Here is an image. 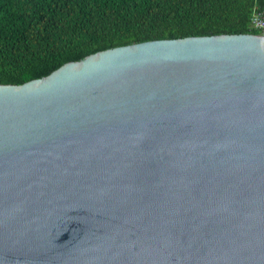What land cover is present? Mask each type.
I'll return each mask as SVG.
<instances>
[{
	"label": "water",
	"instance_id": "obj_1",
	"mask_svg": "<svg viewBox=\"0 0 264 264\" xmlns=\"http://www.w3.org/2000/svg\"><path fill=\"white\" fill-rule=\"evenodd\" d=\"M0 264H264V32L0 84Z\"/></svg>",
	"mask_w": 264,
	"mask_h": 264
},
{
	"label": "trees",
	"instance_id": "obj_2",
	"mask_svg": "<svg viewBox=\"0 0 264 264\" xmlns=\"http://www.w3.org/2000/svg\"><path fill=\"white\" fill-rule=\"evenodd\" d=\"M256 13L264 20V0H0V84L133 43L259 34Z\"/></svg>",
	"mask_w": 264,
	"mask_h": 264
},
{
	"label": "built area",
	"instance_id": "obj_3",
	"mask_svg": "<svg viewBox=\"0 0 264 264\" xmlns=\"http://www.w3.org/2000/svg\"><path fill=\"white\" fill-rule=\"evenodd\" d=\"M252 25L264 32V20L259 14H254Z\"/></svg>",
	"mask_w": 264,
	"mask_h": 264
},
{
	"label": "bare ground",
	"instance_id": "obj_4",
	"mask_svg": "<svg viewBox=\"0 0 264 264\" xmlns=\"http://www.w3.org/2000/svg\"><path fill=\"white\" fill-rule=\"evenodd\" d=\"M261 31V30H260Z\"/></svg>",
	"mask_w": 264,
	"mask_h": 264
}]
</instances>
